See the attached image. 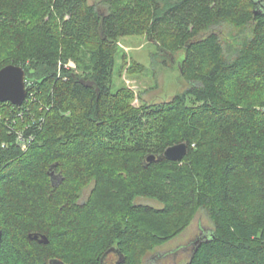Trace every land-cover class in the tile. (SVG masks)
I'll list each match as a JSON object with an SVG mask.
<instances>
[{"label":"trees","instance_id":"trees-1","mask_svg":"<svg viewBox=\"0 0 264 264\" xmlns=\"http://www.w3.org/2000/svg\"><path fill=\"white\" fill-rule=\"evenodd\" d=\"M90 1L0 0V68L24 67L36 93L0 102V264H103L112 251L147 264L198 208L214 226L185 264H264V0ZM223 23L237 34L223 40ZM132 33L183 51L185 91L136 106L115 89ZM18 132L34 136L26 150ZM180 142L181 161L158 159Z\"/></svg>","mask_w":264,"mask_h":264},{"label":"rangeland","instance_id":"rangeland-1","mask_svg":"<svg viewBox=\"0 0 264 264\" xmlns=\"http://www.w3.org/2000/svg\"><path fill=\"white\" fill-rule=\"evenodd\" d=\"M92 1L94 0L90 2ZM97 4L99 6L100 2ZM100 9L105 11L102 4ZM213 29L223 40L237 34L236 28L228 23L219 24ZM118 45L113 84L115 89L123 86L129 88L134 93V105L168 102L188 88L189 82L180 73L184 57L182 50L172 54L162 53L145 33L122 35ZM70 62H72L70 67L77 70V64L73 60L66 62V65ZM94 185L95 182L92 181L84 187L78 199L79 202L88 200ZM136 200L139 204L152 205L156 208L163 207L160 201L150 197L140 196ZM213 226V221L206 209L198 208L191 222L180 233L147 252L146 263L185 264L192 253L191 243L203 230H211Z\"/></svg>","mask_w":264,"mask_h":264},{"label":"water","instance_id":"water-1","mask_svg":"<svg viewBox=\"0 0 264 264\" xmlns=\"http://www.w3.org/2000/svg\"><path fill=\"white\" fill-rule=\"evenodd\" d=\"M28 95V90L26 86V71L24 67L16 64H8L0 68V102H11L16 106H21ZM189 152V147L187 142H180L167 147L162 156H159V160L166 158L173 161H181ZM156 158L155 155L148 156L149 161H153ZM54 180L57 179L55 173H51ZM59 181V180H56ZM57 185V183H54ZM208 231L203 230V232L196 238L193 243H199L200 240L208 235ZM2 228L0 223V244L2 241ZM30 238L39 240L42 243H48V236L45 234L31 233ZM109 252L105 254L108 255ZM104 256V257H105ZM123 256H120V263ZM104 259V258H103ZM51 264H65L59 260H52Z\"/></svg>","mask_w":264,"mask_h":264},{"label":"built area","instance_id":"built-area-1","mask_svg":"<svg viewBox=\"0 0 264 264\" xmlns=\"http://www.w3.org/2000/svg\"><path fill=\"white\" fill-rule=\"evenodd\" d=\"M71 63L72 62H70L67 65V67H70L71 66ZM29 84L31 85V83H29ZM26 86H27V81H26ZM27 90H28V88H27ZM35 99H36V93L34 91H32V90H30V92H29V90H28V95H27V98H26L25 102L28 101V100L35 101ZM22 105H24V103ZM22 115H23V113H20L19 114V116H21V117H22ZM33 139H34V136L33 135H31V136L29 135V137H26L25 135H23L22 132H18V140L20 142L19 144H21L22 149H24V150H26L29 147L30 142Z\"/></svg>","mask_w":264,"mask_h":264},{"label":"flooded vegetation","instance_id":"flooded-vegetation-1","mask_svg":"<svg viewBox=\"0 0 264 264\" xmlns=\"http://www.w3.org/2000/svg\"><path fill=\"white\" fill-rule=\"evenodd\" d=\"M105 260V259H104ZM120 260V257L117 255L115 251H112L108 256L106 257V263L103 264H117V262Z\"/></svg>","mask_w":264,"mask_h":264}]
</instances>
